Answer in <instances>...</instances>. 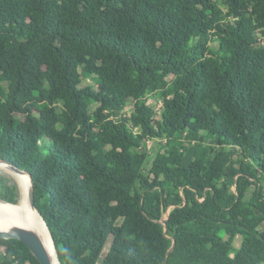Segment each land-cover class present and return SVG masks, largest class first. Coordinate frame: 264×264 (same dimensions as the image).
I'll return each instance as SVG.
<instances>
[{"label":"trees","instance_id":"16d2710c","mask_svg":"<svg viewBox=\"0 0 264 264\" xmlns=\"http://www.w3.org/2000/svg\"><path fill=\"white\" fill-rule=\"evenodd\" d=\"M0 160L61 264H264V0H0Z\"/></svg>","mask_w":264,"mask_h":264},{"label":"bare ground","instance_id":"6f19581e","mask_svg":"<svg viewBox=\"0 0 264 264\" xmlns=\"http://www.w3.org/2000/svg\"><path fill=\"white\" fill-rule=\"evenodd\" d=\"M0 168L7 171L11 170L20 187L22 198L21 207L0 202V224L6 226L24 225L31 228L42 238L53 262L60 264L46 223L38 209L31 208L28 204V190L31 186L30 176L1 160Z\"/></svg>","mask_w":264,"mask_h":264},{"label":"water","instance_id":"95a60500","mask_svg":"<svg viewBox=\"0 0 264 264\" xmlns=\"http://www.w3.org/2000/svg\"><path fill=\"white\" fill-rule=\"evenodd\" d=\"M5 163H8L9 165H11L12 167H15L17 170H19L20 172L26 173L30 176L31 179V186L28 190V204L31 208L37 209L36 204H35V188H34V182L32 179V176L26 172L23 171L19 168H17L16 166H14L12 163L4 161ZM19 186V185H18ZM21 200L22 198L19 200L18 203H10L8 201H5L4 199L0 198V202L3 204H8V205H13V206H18L21 207ZM23 211V210H22ZM21 211V212H22ZM41 217L43 218L42 214L40 213ZM169 219V214L167 217V221ZM44 222L46 223L45 219L43 218ZM167 223H163L164 225V230H165V234L167 235V227H166ZM47 225V224H46ZM48 228V226H47ZM49 230V228H48ZM53 245H54V249L56 251L57 257H58V252L55 246V241L53 239V236L49 230ZM0 237H3L5 239H18L23 241L25 244L28 245V247L30 248V250L32 251V253L36 256V258L42 263V264H55L42 240V238L40 237V235L35 232L34 230H32L29 227H25L24 225H15V226H6V225H2L0 224ZM169 237V236H168ZM173 246L170 249V251L174 248L175 246V239H173ZM58 262L61 264V261L58 257ZM163 264H166V261H164Z\"/></svg>","mask_w":264,"mask_h":264},{"label":"rangeland","instance_id":"374dc122","mask_svg":"<svg viewBox=\"0 0 264 264\" xmlns=\"http://www.w3.org/2000/svg\"><path fill=\"white\" fill-rule=\"evenodd\" d=\"M212 44L215 45V43H212ZM83 83H84V84H89V83H90V84H94V81H93L92 79H90V78H86V79L84 80ZM150 103L155 107V109H156V111H157V116H156V118H159V117H160V108H161V106H162V101H152V102H150ZM129 106H130V105H129ZM130 111H131V108L128 107V108L126 109V112H125V113H127V114L129 115V114H130ZM164 142H165L164 140H159V139H149V140L146 141V146H145V148H146V150L150 153L149 160H148L147 163L145 164V167H146V168H150V167L152 166V161H153L154 157L156 156L157 152L161 150L162 143H164ZM0 171H1L3 174H5V175H7L8 177H10V178L12 179L13 182L17 183V181H16V179H15L13 173L11 172V170L7 171V170H2V169L0 168ZM17 185H18V183H17ZM19 188H20V187H19ZM20 192H21V190H20ZM20 199H21V198H20ZM171 209H172V206H171V205H168V206H165V207H164V209H163V211H164V215H163V218H162L163 223H167V219L165 220V212H166V211H169V213H170ZM240 245H241V242L239 243V246H240ZM105 250H106V248H105ZM105 250H104L102 256L105 255V253H106ZM99 264H100V263H99Z\"/></svg>","mask_w":264,"mask_h":264}]
</instances>
